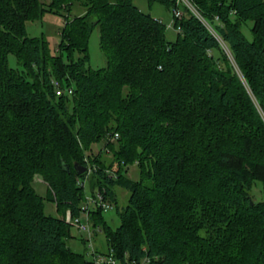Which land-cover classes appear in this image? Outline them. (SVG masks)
Returning <instances> with one entry per match:
<instances>
[{
	"label": "trees",
	"instance_id": "16d2710c",
	"mask_svg": "<svg viewBox=\"0 0 264 264\" xmlns=\"http://www.w3.org/2000/svg\"><path fill=\"white\" fill-rule=\"evenodd\" d=\"M147 1L182 12L174 41L130 0H0V264H91L66 244L65 213L86 193L76 165L96 167L87 185L109 203L115 186L129 192L117 228L91 216L120 262L264 264V199L251 195L264 185V0H186L199 18ZM45 13L64 21L55 52L26 36ZM95 27L99 70L87 68ZM35 177L61 217L44 213Z\"/></svg>",
	"mask_w": 264,
	"mask_h": 264
},
{
	"label": "rangeland",
	"instance_id": "374dc122",
	"mask_svg": "<svg viewBox=\"0 0 264 264\" xmlns=\"http://www.w3.org/2000/svg\"><path fill=\"white\" fill-rule=\"evenodd\" d=\"M130 1L141 12L150 14L153 18L160 21L165 26V35L168 41H174L176 39L177 32L172 25V15L166 6L160 3L150 4L147 0ZM80 12L81 10L79 8H74L71 11V16L76 15ZM63 22L64 21L61 16L52 13H45L41 16V18L35 21L27 22L25 24L26 36L28 38L44 37L47 40L51 51L55 52L60 43V32L63 27ZM250 26L251 23L247 22V24L243 25L242 27V32L246 39L249 41L252 40V35L248 29ZM75 57H77V54H75ZM88 59L89 61L87 63V68H90L92 70H99L106 67L105 55L102 53L99 47V33L97 27L92 30L89 36ZM7 65L9 68L15 70L21 69L16 56L12 53L7 55ZM103 145V142L92 145L91 155L96 156L98 155V153H100V151H103ZM104 155L106 159H108V161L112 160L111 154L107 151H105ZM126 177L132 181H137L140 178L139 169L136 164L130 166ZM41 180L42 179L40 177H35L32 183V187L36 191V193L44 199V213L49 216L61 217V214L57 211L55 204L48 199V188ZM85 190V196L91 197V191L89 190L87 184L85 186ZM114 193L116 195V201H112L110 203L111 207L101 212L104 222L106 223L107 227H110L111 229H115L119 225V217L117 215V211H121L127 205V200L129 197V192L121 186H115ZM251 195L255 202L262 201L264 199V185L257 182L251 190ZM81 206L83 207L84 204L82 203ZM90 208L91 210H93L94 206L91 205ZM71 227V238L66 241L68 248L74 253L82 255L90 261L91 257L89 255V250L84 244L83 237L74 226L71 225ZM93 246H95L99 251H106V240L103 232L95 235Z\"/></svg>",
	"mask_w": 264,
	"mask_h": 264
},
{
	"label": "built area",
	"instance_id": "2783aa9c",
	"mask_svg": "<svg viewBox=\"0 0 264 264\" xmlns=\"http://www.w3.org/2000/svg\"><path fill=\"white\" fill-rule=\"evenodd\" d=\"M178 2L183 3L187 6L197 17L198 14L194 11L192 6L186 0H178ZM173 18H180L182 12L179 9H174L172 11ZM199 18V17H198ZM53 85L56 90V95L60 96L63 94V90L59 88V84L57 82H53ZM71 89L67 90L68 94H71ZM118 137L117 134H114L112 140H116ZM96 171V167L94 165H87L85 166V171L82 173L84 176L82 178L77 179L76 183L79 187L84 188L90 178L92 172ZM84 206L80 208L79 214L77 216L71 215L70 211H66L65 213V222L74 226L80 235L83 237L84 244L87 246L89 250V255L91 257L90 262L91 264H150L151 258L145 257L141 260L135 259H126L124 263L120 262L116 256L113 254L112 250H106L105 252L99 251L93 246L94 237L98 233L102 232V228L100 225H94L91 222V216L93 211L97 209L106 210L110 208V203L106 201L103 195L98 191L95 190L91 193V197L85 196ZM93 205L94 209L91 210L90 206ZM155 260V259H153Z\"/></svg>",
	"mask_w": 264,
	"mask_h": 264
},
{
	"label": "water",
	"instance_id": "95a60500",
	"mask_svg": "<svg viewBox=\"0 0 264 264\" xmlns=\"http://www.w3.org/2000/svg\"><path fill=\"white\" fill-rule=\"evenodd\" d=\"M75 170L77 171L78 175H81L84 171H85V167L81 166V165H76L75 166ZM252 204V203H251Z\"/></svg>",
	"mask_w": 264,
	"mask_h": 264
}]
</instances>
